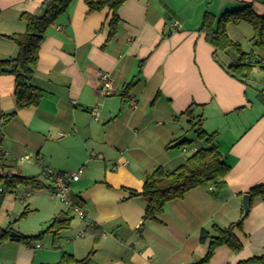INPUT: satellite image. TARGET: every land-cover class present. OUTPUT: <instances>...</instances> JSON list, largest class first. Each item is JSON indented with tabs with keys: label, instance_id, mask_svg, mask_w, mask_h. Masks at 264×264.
<instances>
[{
	"label": "crops",
	"instance_id": "crops-1",
	"mask_svg": "<svg viewBox=\"0 0 264 264\" xmlns=\"http://www.w3.org/2000/svg\"><path fill=\"white\" fill-rule=\"evenodd\" d=\"M43 2L0 0V60L17 54L8 35L25 31L21 14L39 11ZM248 4L264 13V0H127L109 40L111 11L91 12L87 0H74L41 42L31 78L42 89L38 105L18 109L15 76L0 71V155L42 179L50 192L45 168L76 172L84 166L81 178L71 182V196L82 201L86 214L75 235L82 244L65 249L72 239L63 231L58 249L43 253L34 244L7 241L0 263L57 262L66 250L78 258L92 252L93 264H193L208 250L202 228L241 219L243 194L264 183V103L248 81L225 67L239 55L215 54L199 28L207 11L218 17ZM227 28L249 58L264 59L249 22ZM101 73L112 81L108 93L100 90ZM201 118L208 132L218 131L217 144L231 166L226 184L194 188L169 202L160 221L143 220L146 199L130 197V189L142 190L148 173L180 166L203 145H175L185 139L184 120ZM26 154L30 158L23 160ZM66 210L64 203L48 202L44 222ZM235 232L243 249L220 246L207 264L264 256L263 201H253Z\"/></svg>",
	"mask_w": 264,
	"mask_h": 264
},
{
	"label": "trees",
	"instance_id": "trees-1",
	"mask_svg": "<svg viewBox=\"0 0 264 264\" xmlns=\"http://www.w3.org/2000/svg\"><path fill=\"white\" fill-rule=\"evenodd\" d=\"M73 1L44 0L39 11L23 12L21 14V18L27 23L24 32L8 35L16 42L18 51L15 56L0 60V71L3 74L9 73L15 76L18 109L40 103L42 89L32 84L31 78L39 60L41 42L48 30L57 23V19L69 10ZM126 1L87 0L91 12L105 8L111 11L109 40L117 33L121 20L119 9ZM240 21H247L252 25L255 31L253 43L257 46H264V13H258L252 4H248L241 9L226 11L218 17L207 11L199 29L201 32L206 33V39L214 47L215 54L218 51L233 50L239 55L234 63L225 67L238 79L248 81L255 67H259L260 70L264 71V64L260 60L249 58V54L243 51L241 44L229 36L227 27ZM133 84L132 82L128 84L124 94L125 97ZM259 98L264 103L262 94L259 95ZM15 115L16 111H13L7 117L12 118ZM202 122L203 118L193 123L200 126L196 132L203 145L191 154L183 164L174 169L159 166L146 175L142 190L130 189V197L143 196L146 199L143 220L160 221V215L169 202L182 198L194 188L210 182H214L217 188H221L226 184L225 178L229 174L231 166L225 161L217 144L218 131L208 132L203 128ZM1 141L0 137V143ZM192 142L183 139L175 145L179 146ZM22 184L32 189H43L48 186L39 177L27 175L17 161L6 160L0 155V188H2L0 191V210L6 197V189L14 190ZM246 193L251 195L250 208L256 199L264 202V183L254 185ZM247 214H243L240 220L225 227L216 223L210 229L202 228L200 231L201 242L208 240L210 242L206 255L193 264H207L215 255L217 248L223 245L228 246L234 252L241 251L244 244L235 231L242 226ZM73 219L74 216L71 211L60 212L52 219L46 230L35 235L20 234L12 236L10 229L0 227V243L12 239L23 241L28 246H32L35 241L41 240L46 232H53L56 238L62 230L71 226ZM90 261V255L85 258H78L75 254L64 251L59 261L45 264H90ZM237 264H264V256L250 257L239 261Z\"/></svg>",
	"mask_w": 264,
	"mask_h": 264
},
{
	"label": "rangeland",
	"instance_id": "rangeland-1",
	"mask_svg": "<svg viewBox=\"0 0 264 264\" xmlns=\"http://www.w3.org/2000/svg\"><path fill=\"white\" fill-rule=\"evenodd\" d=\"M259 72L253 70L250 78L248 79V84L250 91L254 94L253 96L259 97L260 94L264 96V71L258 70ZM195 123V122H194ZM194 123H189L184 120L183 122V129H184V138L188 140H192V143H187L186 145H192V144H201L203 143L197 136V129L200 127L199 125H194ZM203 128L205 130L208 129L207 125H204ZM210 131V130H207ZM6 197L3 202L2 208L0 210V227L5 229H10L11 232H17L20 234L25 235H35L38 234L44 230L47 229V226L50 224H46L44 221L46 219V206L48 205V202L53 201L56 203H61L58 199H52L51 192L47 189H32L27 185L22 184L19 185L14 190H7L6 189ZM28 192H30L28 194ZM71 213L74 216V219L72 221L71 226L68 229L62 230L63 233L69 235V237L72 239L69 242V246L65 249H70L75 244H82L84 239L78 238L77 233L79 231V228L81 226V219L79 215H75L72 211ZM61 231V234H62ZM53 232H46L43 235V238L41 240L35 241L33 244L36 245L37 248L40 249L41 253L48 251V250H57L58 247L56 245L59 243L61 244V235L59 234L57 236V239L55 242L57 244L52 243ZM7 241H12V239H9ZM1 242L0 243V252L3 250V243L7 242ZM17 242H23L19 240H14ZM26 244V243H25ZM27 245V244H26ZM65 245V244H62ZM29 247H33L29 246ZM64 249V248H63ZM61 255H62V251ZM66 251V250H65ZM93 251V250H92ZM71 253V252H70ZM88 255L91 256L90 264H93V253L84 254L82 258L87 257ZM76 256V255H75ZM55 263V262H51Z\"/></svg>",
	"mask_w": 264,
	"mask_h": 264
},
{
	"label": "built area",
	"instance_id": "built-area-1",
	"mask_svg": "<svg viewBox=\"0 0 264 264\" xmlns=\"http://www.w3.org/2000/svg\"><path fill=\"white\" fill-rule=\"evenodd\" d=\"M264 64V59L260 60ZM254 69H258L255 67ZM101 88L100 90L103 93H108L112 87V81L107 73H101ZM135 103V101H134ZM92 114L95 118H98V113L95 109L92 110ZM30 155L26 154L22 157V159H29ZM85 170L84 166H81L76 172H54L50 168H45V171L52 179L53 183V190L51 192V196L56 198L66 204L69 209L75 214L79 215L80 217H85V210L83 208L82 202L78 199L75 200L71 196V182L77 181L81 178ZM2 188H0V191ZM81 234H85L82 232Z\"/></svg>",
	"mask_w": 264,
	"mask_h": 264
},
{
	"label": "water",
	"instance_id": "water-1",
	"mask_svg": "<svg viewBox=\"0 0 264 264\" xmlns=\"http://www.w3.org/2000/svg\"><path fill=\"white\" fill-rule=\"evenodd\" d=\"M250 202H251V195L250 194H243V214L246 215L250 210ZM12 236H18L19 233L12 232Z\"/></svg>",
	"mask_w": 264,
	"mask_h": 264
}]
</instances>
